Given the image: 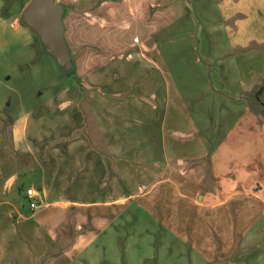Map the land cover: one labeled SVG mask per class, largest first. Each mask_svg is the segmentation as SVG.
<instances>
[{"label":"crops","instance_id":"obj_1","mask_svg":"<svg viewBox=\"0 0 264 264\" xmlns=\"http://www.w3.org/2000/svg\"><path fill=\"white\" fill-rule=\"evenodd\" d=\"M210 1L233 40L237 75V85L209 92L220 97L216 121L212 99L198 125L153 47L83 78L86 96L77 85L48 115L0 130V264H57L49 242L79 245L85 236L72 225L102 229L130 201L204 264H236L225 262L236 248L262 245L264 0ZM26 188L38 204L30 215ZM44 224L56 235L39 236Z\"/></svg>","mask_w":264,"mask_h":264},{"label":"rangeland","instance_id":"obj_2","mask_svg":"<svg viewBox=\"0 0 264 264\" xmlns=\"http://www.w3.org/2000/svg\"><path fill=\"white\" fill-rule=\"evenodd\" d=\"M53 3L61 12L67 54L72 62L69 70L23 23L27 2L0 0V130L9 128L21 116H34L38 111L48 115L47 109L56 107L55 101L62 93L68 89L65 97L70 98L77 85L86 96L89 88L83 78L117 58L129 54L136 58L139 48L152 53L153 47L159 50L167 75L198 125L207 121L212 99L213 121L220 116L219 94L213 96L209 92L221 91L220 87L228 80L237 85V75L233 40L220 29V12L210 0H53ZM201 106L207 107L206 115L204 111L201 113ZM70 195L66 194V200L72 199ZM30 198V188H26L21 203L29 215ZM72 218L73 211L69 219ZM103 222L102 229L98 224L89 225L82 233L72 225V232L85 236L82 242L76 246L66 241L56 243L57 246L49 242L48 256L60 254L57 264H204L193 255L190 243L174 240L159 230L135 201H130L129 210L123 215L118 212ZM48 227H40L39 236L56 235ZM229 258L225 262L264 264V241L259 247L251 244L244 249L236 248Z\"/></svg>","mask_w":264,"mask_h":264},{"label":"water","instance_id":"obj_3","mask_svg":"<svg viewBox=\"0 0 264 264\" xmlns=\"http://www.w3.org/2000/svg\"><path fill=\"white\" fill-rule=\"evenodd\" d=\"M26 2L22 16L23 23L39 37L63 67L67 70L71 69L72 62L67 54L60 9L54 5L53 0H26Z\"/></svg>","mask_w":264,"mask_h":264},{"label":"built area","instance_id":"obj_4","mask_svg":"<svg viewBox=\"0 0 264 264\" xmlns=\"http://www.w3.org/2000/svg\"><path fill=\"white\" fill-rule=\"evenodd\" d=\"M30 209L32 211H35L36 209H38V204L36 203V201L30 202Z\"/></svg>","mask_w":264,"mask_h":264},{"label":"flooded vegetation","instance_id":"obj_5","mask_svg":"<svg viewBox=\"0 0 264 264\" xmlns=\"http://www.w3.org/2000/svg\"><path fill=\"white\" fill-rule=\"evenodd\" d=\"M24 1H26V0H24Z\"/></svg>","mask_w":264,"mask_h":264}]
</instances>
